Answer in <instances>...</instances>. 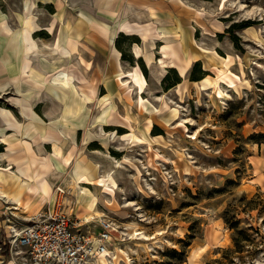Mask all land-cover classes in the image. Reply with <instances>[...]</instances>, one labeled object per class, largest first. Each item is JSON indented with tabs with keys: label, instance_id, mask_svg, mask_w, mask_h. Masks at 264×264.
I'll list each match as a JSON object with an SVG mask.
<instances>
[{
	"label": "rangeland",
	"instance_id": "374dc122",
	"mask_svg": "<svg viewBox=\"0 0 264 264\" xmlns=\"http://www.w3.org/2000/svg\"><path fill=\"white\" fill-rule=\"evenodd\" d=\"M166 1L177 15L163 18L155 8L160 21L128 19L134 33L117 32L114 42L93 38L92 47L84 48L78 36L71 37L79 50L66 51L44 83L21 71L45 87L43 103L35 108L34 133L21 139L0 128V196L12 188L1 182L17 178L19 163L33 156L51 179V191L42 193L19 176L25 188L15 203L35 207L34 214L49 208L76 213L97 234L109 229L106 264H264V0H225L223 7L220 0ZM72 3L90 6L89 0ZM35 7L31 0H0V11L11 13L4 18L14 22L24 20L26 10L36 23ZM18 23L17 45L23 51L25 43L32 60L65 51L61 41L53 52L23 40L29 34ZM70 59L73 71L65 69ZM63 71L72 75L67 86L53 80ZM47 85H55L56 94ZM27 95L14 99L32 108ZM0 107L11 112L7 126L20 130L5 94ZM56 160L63 170L56 169ZM79 164L89 167L93 179L76 177ZM91 195L99 213L85 222L76 201ZM1 197L0 260L33 264L25 253L15 259L9 242L29 218L12 214ZM224 214L246 230L243 251H234L235 229ZM98 257L95 264H101Z\"/></svg>",
	"mask_w": 264,
	"mask_h": 264
},
{
	"label": "crops",
	"instance_id": "0c3cea01",
	"mask_svg": "<svg viewBox=\"0 0 264 264\" xmlns=\"http://www.w3.org/2000/svg\"><path fill=\"white\" fill-rule=\"evenodd\" d=\"M89 1L90 6L83 5L81 8L75 6V4L72 3V0H31V2H36V7L34 9V15L36 17L35 21L42 27V29L36 31L40 33H37V38L35 37L39 48L44 50L50 49L55 45L56 40H59L65 43L63 48H65V51L69 52V38H75L76 36L81 40L84 48L92 47L91 43L93 38H101L103 41L106 39L109 42H114L112 37H116V33L121 31H119L116 26L109 27L113 18L116 16L124 17L127 15L133 17L132 15H134L135 18L138 19H150L148 15L150 7L158 9L163 18L169 13L176 14L174 10L167 8L162 4V1H165L164 3L167 4L166 0H148L150 4L145 6L138 5L142 3V0ZM125 1L126 4L128 2H133L134 6L128 8L125 5ZM0 12L2 13L0 14V28H3L0 29V86L3 84L5 85L4 88L0 87V94L6 95L13 108L9 109H11L16 119L23 124L20 131L14 126H7L5 121L0 118V128L4 131L5 136L8 135L9 137H12L13 135H16L17 138H23V133L26 135L34 133L33 128L34 126L36 127V124L34 123L37 122L39 117L35 108L40 103H43L40 96L42 94L41 91H43L45 87H43V85H37L28 78L20 75L24 63V54L22 48L17 45V40L15 39V31L17 30L14 29L16 26H14L13 23L19 21L18 26L22 27L24 20L21 21L16 19L14 22L11 17L7 20L4 18V15L8 14L11 16V13L4 12L3 14V11ZM25 13L26 10L23 12V16ZM6 25L10 31L4 29ZM48 27H52V30H48ZM65 51L60 53L59 50L56 54L44 57L38 56L37 59H33L29 65L30 75L38 79H43L45 76L48 78L56 69L55 72H57L60 67V62L64 59ZM35 62L39 66H36ZM70 63H73L72 59L69 60L65 69L73 71L69 69ZM44 70L47 73H45ZM24 94H28L27 97L32 106V108L29 107L30 109L28 107L24 108L20 102H17V100L14 99L15 97L22 98ZM40 131L41 130L36 131V136ZM0 136H2V134H0ZM3 143L5 144L6 149L11 148L8 146V141H3ZM16 179H20V177L18 176L17 178H14L13 176L10 182L6 183L3 181L1 184H3L4 188H8L12 186ZM1 198L10 203V212L14 215L30 218L35 212V207L24 208L8 197ZM0 264H4L3 259L0 260Z\"/></svg>",
	"mask_w": 264,
	"mask_h": 264
},
{
	"label": "built area",
	"instance_id": "2783aa9c",
	"mask_svg": "<svg viewBox=\"0 0 264 264\" xmlns=\"http://www.w3.org/2000/svg\"><path fill=\"white\" fill-rule=\"evenodd\" d=\"M14 231L9 242L15 259L25 253L41 264H86L106 250L110 235L106 229L99 234L92 231L76 213L50 208L34 214ZM14 246L22 252L15 254Z\"/></svg>",
	"mask_w": 264,
	"mask_h": 264
},
{
	"label": "bare ground",
	"instance_id": "6f19581e",
	"mask_svg": "<svg viewBox=\"0 0 264 264\" xmlns=\"http://www.w3.org/2000/svg\"><path fill=\"white\" fill-rule=\"evenodd\" d=\"M220 1H221V6L223 7L224 4H225V0H220ZM133 4H134L133 2H128L126 4V1H125V5L128 8H132L134 6ZM25 8H28L27 2L25 3ZM31 15L32 14L30 12H26V15L24 17L22 31H26L27 30L28 34H29V37H24L23 40H26V41L28 40L29 41L31 39L32 40V44L34 46H36L37 45V41H33L34 37L31 36V33L41 29V26L38 25L37 23L33 22V19L31 17ZM148 15L154 21H160L161 20L160 16L158 15V13H157V11H156V9L154 7H150L149 8ZM132 16L133 17L127 15V16H124V17H119L118 20L117 19L116 20H111V23H113V26L110 25L109 27L111 28V27H115L116 26L119 31H126L129 34H132V33H134V29L129 26L128 19L132 18L131 21H135V20L138 19V18H135L134 15H132ZM58 42H59V40H56L55 45L52 47L51 51L55 52V51L59 50ZM33 45H30V49H33ZM68 45L70 47V52H67V54H70L73 51H76V50L78 51L79 50V44L77 43V41H74L71 37L69 38V44ZM163 47H164L163 49H165L167 47V44L163 45ZM26 48L28 49V46L24 43V47H23L24 63H23V67H22L21 71L26 70L29 73V65L32 62V57H30V53L27 52ZM139 48H140V46L138 44H136V52L138 54L140 52ZM65 53H66V51H65ZM119 54H120V51H117V57L119 56ZM37 55H39V54H37ZM192 59L193 58L191 56L187 57L185 59V61H184V64L182 66H180V71H181L182 74L184 73L185 69L191 64ZM35 64H36V66H39L36 62H35ZM40 67L42 68L41 65H40ZM44 72L46 73L45 70H44ZM55 74H56L55 76L53 75L54 76L53 80H57V79H59V81L61 80L62 85H66L67 86L72 81V79H71L72 75L65 73V71H63L62 74H64V75L66 74L67 75L66 77H61L63 75L60 72L59 73H55ZM29 75H30V73H29ZM30 77L35 79L34 81L38 80L41 83H44L43 79H38V78H35V77L31 76V75H30ZM138 78L140 79V81L143 80V75L139 73ZM206 78L208 79V77H206ZM47 88H48V91L50 90L54 94H56V89L57 88H56L55 85H50V86L47 85ZM0 112L2 114V117H3L4 121H7L8 123H10L12 121L11 118L9 117L10 113H11L9 110H6L5 108H1L0 107ZM14 120L16 121L15 118H14ZM54 152L58 153V154L61 153L60 148H59L57 143H54ZM65 158H66V160H68L69 156L68 157L65 156ZM36 162H37V159L34 158L33 156H30L29 158L25 159L23 162H20L19 165H18V170H19V173H20L19 176H23V178L27 179V181H34L36 183V185H37V190H40L42 193L46 194V193L51 191L52 181H51V179H49V177H45V175H44L45 170L43 168H41V167L36 168V165H37ZM54 166L56 167V169H59V170H63L64 169L63 168L64 167L63 164L60 161H58V160L55 161V165ZM75 170H76V177L77 178H81V179L83 178V179H87V180L93 179L94 174L90 171L88 166L79 164L78 166H76ZM111 176H110V180L114 182V179L112 178L113 176L112 177ZM22 180L23 179L21 177H20V180L18 182L15 180L14 181L15 182L14 185L12 184V188L13 189H11L10 192L8 190L2 189L1 194L3 196H9L16 203H21L22 198H23V194H24L23 190L25 188V185L23 184L24 181H22ZM100 180H107V179L105 178V179H100ZM61 188L62 187H60V189ZM76 202H77V205H76L77 213H78V215L81 218H83V220L85 222L86 221H90L92 219H95L96 213H99L98 210L96 209L97 208L96 207L97 197L95 195H91L90 197H86V198H82L80 196L77 199ZM106 225L108 227H111V229L114 228V227L110 226L109 224H106ZM110 238H111V235H109V240H110ZM105 255H106L105 251L100 252V253H98L96 255V256H99L98 258H99V261L101 262V264H106L107 263ZM95 260H96L95 257H93L91 260L87 261L86 264H95L96 263ZM25 263H27V262H25ZM33 264H41V263L37 262V261H34Z\"/></svg>",
	"mask_w": 264,
	"mask_h": 264
},
{
	"label": "trees",
	"instance_id": "16d2710c",
	"mask_svg": "<svg viewBox=\"0 0 264 264\" xmlns=\"http://www.w3.org/2000/svg\"><path fill=\"white\" fill-rule=\"evenodd\" d=\"M249 205H252V203L250 202ZM226 212H229V208L225 211V213ZM224 219L226 222H228L231 225V227L233 229H235V232L233 234V239L235 242L234 251H239V252L243 251V245H244L243 240L248 239V234H247L246 230L239 228V226L237 224L240 221L239 219L231 221L230 217L226 216V214H224Z\"/></svg>",
	"mask_w": 264,
	"mask_h": 264
}]
</instances>
